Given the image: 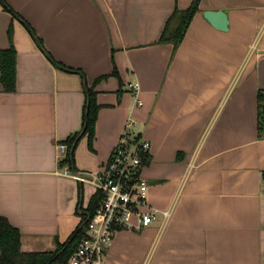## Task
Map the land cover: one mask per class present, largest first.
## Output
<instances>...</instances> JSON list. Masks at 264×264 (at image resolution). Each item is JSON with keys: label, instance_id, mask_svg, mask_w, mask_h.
Segmentation results:
<instances>
[{"label": "crops", "instance_id": "crops-1", "mask_svg": "<svg viewBox=\"0 0 264 264\" xmlns=\"http://www.w3.org/2000/svg\"><path fill=\"white\" fill-rule=\"evenodd\" d=\"M192 1L0 0V49H15L14 90L0 82V215L22 251L53 252L88 215L96 190L60 173L57 145L82 131L94 84L93 139H75L71 169L100 171L132 119L150 142L148 202L169 209L163 226L158 213L118 231L105 264H264V0H199L177 47L158 42Z\"/></svg>", "mask_w": 264, "mask_h": 264}, {"label": "built area", "instance_id": "built-area-1", "mask_svg": "<svg viewBox=\"0 0 264 264\" xmlns=\"http://www.w3.org/2000/svg\"><path fill=\"white\" fill-rule=\"evenodd\" d=\"M135 103L139 83L129 82ZM134 121L127 119L117 142L100 171L78 172L64 163L67 145L59 143L57 161L61 174L91 184L100 194L97 207L86 220L84 233L70 254L66 264H105V253L120 230L140 231L155 221L157 214L166 222L169 209L159 210L147 199L148 182L142 173L144 160L150 152V142L134 128ZM192 167V163H189Z\"/></svg>", "mask_w": 264, "mask_h": 264}, {"label": "trees", "instance_id": "trees-1", "mask_svg": "<svg viewBox=\"0 0 264 264\" xmlns=\"http://www.w3.org/2000/svg\"><path fill=\"white\" fill-rule=\"evenodd\" d=\"M199 0H193L191 5L184 10L177 8L170 14L165 21L163 29L159 35L158 42L172 43L176 48L181 41L186 28L198 10ZM114 74L117 71H113ZM0 82L5 91L14 90L15 85V49L10 45L6 49H0ZM85 114L83 120L82 131L75 136L65 140L67 145V154L64 163H68L72 167L73 149L76 144L75 139L85 134L90 144L93 135L95 120L99 104L96 101V93L94 84L87 86ZM257 100V137L264 138V90L259 89L256 95ZM79 136V137H80ZM147 158L144 160L146 162ZM264 179V171L262 172ZM100 199L99 192L95 191L91 197L88 207V215H84L76 229L70 234L68 239L62 243H57L53 252H25L20 249V232L17 227L12 225L7 218L0 215V264H66L70 254L77 246L81 236L84 233L85 224L89 214H92L97 207Z\"/></svg>", "mask_w": 264, "mask_h": 264}, {"label": "water", "instance_id": "water-1", "mask_svg": "<svg viewBox=\"0 0 264 264\" xmlns=\"http://www.w3.org/2000/svg\"><path fill=\"white\" fill-rule=\"evenodd\" d=\"M214 14H215V13H213V12H211V11H206L204 15H205L208 19H211V18L213 17Z\"/></svg>", "mask_w": 264, "mask_h": 264}]
</instances>
